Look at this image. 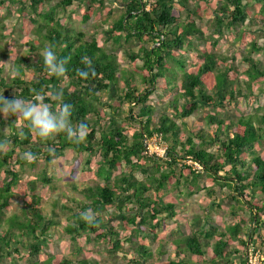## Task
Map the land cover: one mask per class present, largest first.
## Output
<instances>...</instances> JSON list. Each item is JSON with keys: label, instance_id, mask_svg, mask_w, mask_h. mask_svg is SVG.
Returning <instances> with one entry per match:
<instances>
[{"label": "trees", "instance_id": "trees-1", "mask_svg": "<svg viewBox=\"0 0 264 264\" xmlns=\"http://www.w3.org/2000/svg\"><path fill=\"white\" fill-rule=\"evenodd\" d=\"M51 1L0 0V9L5 2L17 3L22 26L35 37L27 40L24 53L12 58L15 72L5 75L0 65V96L37 102L34 96L40 94L55 112L60 102L53 97L60 94L63 103L73 105L72 126L83 122L88 134L81 143L68 140L63 132L44 141L22 118H5L0 112V261L20 264L21 257L25 264H96L44 252L59 218L54 212H44L35 189L38 180L46 185L52 179L45 170L38 179L27 178L24 166L33 167L39 158L52 162L67 149L81 156L84 168L101 180L69 184L82 196L65 195L76 208L62 204L67 219L61 229L73 241L83 234L89 239L91 233L94 239L110 244L109 255H116L123 249L121 230L130 229V236L123 239L131 242L140 233L154 234L165 219L175 216V203L166 200L169 194L164 187L177 188L182 183L192 193L190 186L205 174L212 185L229 189L225 196L232 222L224 227L213 222L208 214L221 203L212 200L203 209L204 216L193 217L195 228L173 239L176 258L157 264H247L249 251L264 254V158L259 152L264 149V111L256 108L253 113L231 117L222 113L241 98L251 101L254 86L264 83V62L252 56L264 47L257 42L264 38V0H215V5L209 0H112L121 6L102 32L106 41L121 47L129 61L127 67L99 45L95 33L86 38L84 31H75L57 17L58 11H66L76 1L86 5L81 17L86 22L94 14V3L103 8L105 0H57L44 9ZM204 12L209 16L210 34L196 22L202 21ZM4 17L0 14L2 40L6 38ZM246 21L256 28H242ZM232 31V41L239 40L244 46L242 68L229 55L216 51L220 38ZM196 39L203 45L198 46ZM45 47H52L58 59L68 58L63 77L45 71L40 55ZM8 51L0 44V55L6 56ZM187 52L189 57L184 56ZM84 57L96 71L95 77L89 72L86 80L77 76L78 69L88 70L82 63ZM26 70L32 73L29 79L23 76ZM159 88H176L161 111L148 103ZM256 90L264 94L262 86ZM206 108L203 122L209 130H188L185 119ZM153 136L165 143L164 157L149 152L146 142ZM26 151L36 157L34 162L22 159ZM187 160L197 162L200 169ZM79 161L75 160L73 173ZM135 172L144 178H136ZM16 191L23 206L6 214L9 198ZM207 194L214 196V191L207 189ZM107 205H113L114 212L104 218ZM88 210L96 217V226L80 219V213ZM130 253L121 256L123 264L152 261V252L143 241L138 240ZM237 255L239 262L234 263Z\"/></svg>", "mask_w": 264, "mask_h": 264}, {"label": "rangeland", "instance_id": "rangeland-1", "mask_svg": "<svg viewBox=\"0 0 264 264\" xmlns=\"http://www.w3.org/2000/svg\"><path fill=\"white\" fill-rule=\"evenodd\" d=\"M56 1L57 0H52L50 3H45L44 9L49 8ZM209 1L212 5H215L216 3L215 0ZM7 3L8 2H5L2 9H0L1 16H5L3 23L5 25L4 33L6 34V38L4 40L0 39V44L6 45L9 48L8 53H6L7 55L5 54L6 56L0 55V65H3L5 75L15 72L13 69L12 58L15 55L24 53L28 49L29 41L27 40L35 38L30 30H27L22 26V21L20 19L21 13L17 11V3L9 5ZM120 6L121 4L118 1L114 2L112 0H105L103 8H100L97 3H94V14L89 20L83 22L81 17L86 5L85 3H78L74 1L67 7L66 11H58L57 17H59L61 22L64 24L73 27L75 31H84L86 33V38H90V36L95 33L98 38L99 45H103L108 51L116 54L121 65L127 67L129 66V61L123 55L121 47L111 41H106L102 32V29L107 28L110 21L117 16V10ZM8 10L10 14L7 16L6 14L8 13ZM109 11L110 13H108ZM182 15H184L183 10ZM208 18L209 16L204 12L202 21L196 20L197 24L201 26L205 34H210L212 31V27L207 23ZM247 26L251 29L256 28L250 24L249 21H246L243 25H241L242 28H246ZM247 38L248 37H246V39ZM232 40L233 31L230 34L225 32L220 38V49L216 51L224 52L227 56L229 55V60L233 61L235 66H238V68H242L245 66V63L241 62L240 57L244 51V46L241 42H239V40ZM195 42L198 46L203 45V41L200 39H196ZM257 42L259 44H263L264 38L262 36L259 37ZM133 48L134 50L136 49V47ZM230 54H234L235 58L233 59ZM184 56L189 57V52L184 53ZM252 56L259 58L264 62V47H262L259 52L252 53ZM138 63L140 62L138 61ZM23 76L26 79H29L32 77V73L26 70ZM257 86H262L264 88V83H259V85L257 84L254 86V95L251 97V101H248V98H241L238 104L227 105L222 113L231 117L239 114L253 113L256 108L260 111H264V94H257ZM2 91L3 89L0 90V92ZM175 93L176 88L171 91L160 88L156 89L150 95L148 103L152 104L157 111H161L166 105L168 98H171ZM105 98L106 96L103 97V99ZM124 107L126 108L127 105ZM204 110L208 109H203L201 110V113H196L185 119L188 130L196 131L200 127H204L209 130L203 122ZM177 121L180 123V120L177 119ZM99 124L101 126L103 122ZM146 146L149 152L160 154L159 148H163L165 143H160L158 136H153L146 142ZM210 151H215V149L211 148ZM259 152L261 157L264 158V149H260ZM76 159H79L80 161L78 167L73 173L72 170ZM186 162L193 165L191 160H187ZM95 164L96 163H93L91 165L93 170L96 168ZM42 170L46 171L52 181L50 184L44 185L38 180L35 192L41 197L40 206L43 208L44 212L50 215L54 212L57 214L56 217L59 218V224L51 231V238L47 240V243L44 246V252L46 254H59L62 255V258L66 257L70 259H88L90 261H96V264H123L125 262V258L121 256L123 254L131 256L130 248H133L137 244L138 240H140L143 241V243L152 252V261L150 264H157L159 262L167 261L168 259L176 258L173 239H179L182 237V234L189 232V228H195L192 226L194 220L193 217L204 216L205 212L202 213V211L212 200H215V202L220 201L221 203V207L214 208L208 214L213 222L221 227H224L232 222V217L228 214L227 205L229 202V189L226 187L212 185L211 181L208 180L205 174H203V176L190 186L192 193H188V188L183 186L182 183L177 188H172L171 184L164 187V190H167V194H169V196L166 197V200H172V202L175 203V216L173 218L165 219L160 227L155 229L154 234L147 232L144 234L140 233V237H138V235L133 236L131 242H125L123 239L125 236H130V229L121 230L120 237L122 238L121 245L123 249L116 253V255H109L106 250L110 244L94 239L93 234L90 233L87 235L89 239L85 234H83L73 241L69 235L63 233L61 229L67 219V213L62 204L74 206V203H70L65 195H74L76 198L82 197L80 194L71 189L69 184L75 183L81 185L83 182L90 181V183H92L94 180H100L95 177L94 171L90 172L85 169L81 156H78L70 149L65 150L63 156L53 160L52 162L47 163L44 159L39 158L33 167L28 165L24 166V172L27 174V178L32 177L38 179L41 176ZM135 176L138 179H142L145 175L141 172H135ZM207 189H212L214 191V196L208 195ZM164 190H161L160 194H163ZM148 193L152 194V191ZM225 194L228 195L225 196ZM22 206V196L16 191L15 194L9 198V206L5 209V213L11 214L16 212ZM74 208H76V206H74ZM111 212H114L113 205H107L103 211V217H107ZM110 223L115 225L116 221L111 219ZM125 251H127L128 254ZM207 251L206 258L211 252V247H209ZM262 251H264V249H262ZM257 255L264 256V254L261 253ZM25 260V258L21 259L20 257L19 263L25 264ZM0 264H9V262L4 260L0 261Z\"/></svg>", "mask_w": 264, "mask_h": 264}, {"label": "clouds", "instance_id": "clouds-1", "mask_svg": "<svg viewBox=\"0 0 264 264\" xmlns=\"http://www.w3.org/2000/svg\"><path fill=\"white\" fill-rule=\"evenodd\" d=\"M40 55L43 57V64L45 71L50 75L63 77L66 74V64L68 58L58 59L57 54L52 47H45ZM82 63H85L88 70H77V76L82 79H88L89 72L92 77L96 76V71L92 67V61L84 57ZM60 103L55 112H53L48 104L43 103V97L40 94L34 96L33 101H24L20 99H7L0 96V112L7 118L10 115L22 118L27 122V127L38 136L41 140L47 141L53 138L56 134L61 132L66 133L68 140L74 143H81L86 139L88 134V127L81 122L78 126L73 127L70 123V116L72 114L73 105L63 103L62 96L56 94L54 97ZM23 136V132L20 133ZM3 146H0V150ZM22 159L32 163L36 157L30 152L26 151ZM80 219L85 221L89 226H96V217L88 210L80 213Z\"/></svg>", "mask_w": 264, "mask_h": 264}, {"label": "built area", "instance_id": "built-area-1", "mask_svg": "<svg viewBox=\"0 0 264 264\" xmlns=\"http://www.w3.org/2000/svg\"><path fill=\"white\" fill-rule=\"evenodd\" d=\"M160 141V140H159ZM162 143V142H160ZM160 149V154L156 153L157 155H160L161 157H164L165 153V146ZM193 168L194 169H200V166L197 162H193ZM259 252H253L252 250L248 252V260L247 264H264V256H258Z\"/></svg>", "mask_w": 264, "mask_h": 264}, {"label": "crops", "instance_id": "crops-1", "mask_svg": "<svg viewBox=\"0 0 264 264\" xmlns=\"http://www.w3.org/2000/svg\"><path fill=\"white\" fill-rule=\"evenodd\" d=\"M232 261L235 263V262H239V256L237 255V256H235L233 259H232Z\"/></svg>", "mask_w": 264, "mask_h": 264}]
</instances>
